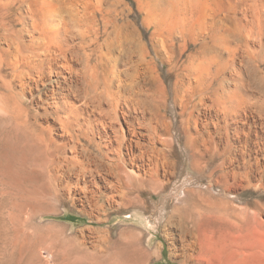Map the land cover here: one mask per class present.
Instances as JSON below:
<instances>
[{"label": "bare ground", "instance_id": "obj_1", "mask_svg": "<svg viewBox=\"0 0 264 264\" xmlns=\"http://www.w3.org/2000/svg\"><path fill=\"white\" fill-rule=\"evenodd\" d=\"M162 1L176 7L187 0H146V5L151 10L154 2ZM19 2L14 4L13 1H9V4H6L14 10H22L27 6V9L15 13L18 21H0V44L4 43L6 46L2 48L0 45V84L5 90V98L15 100L16 116L15 119L12 117V120L14 127L18 129L13 130L22 132L26 141L23 144H30L28 146L39 158H32L30 162L17 147L11 150L7 140L0 142V146L1 144L4 146L2 147L4 151L14 150L17 153L14 154L16 156L10 157L13 161L6 158L9 181L8 184L5 182V186H8V189L1 192L5 202L0 204V217L4 228L9 227V230H13V237L18 240L27 234L28 228L34 223L45 217H57L58 206L70 201L88 203L97 210L126 205L142 206L141 198L144 193L158 188L161 184L160 172L171 165L169 155L167 156L165 151L168 148L162 149L171 145L170 139L166 136L169 135L168 130L171 128L168 129L167 122H163L164 119L161 118V110L166 109L167 100L164 101L165 96L162 98L165 90L160 91L159 87L157 92L151 83L154 62L152 53L155 51L159 53L160 47L155 42L159 33L155 32L154 38L147 39L149 32L146 30L145 33L141 32L131 21L124 22L123 19L107 21L108 15L113 13L117 15L116 2L112 0H19ZM246 5L248 6L246 21L241 23L242 30L238 29L241 32L240 37L244 40L240 46L238 44L231 46L233 43L230 44V40L234 34L232 31L226 30L223 33L224 31L219 30L222 34L220 32L212 34L213 45L223 48L222 51L224 50L228 54V59H233L232 61L236 59L238 49L250 55V46L261 42L260 37L264 36V0H249L246 1ZM68 9L70 11L72 9L71 13L75 14L71 15ZM98 13L102 21H94L96 16H99ZM249 14L255 21H248ZM151 25L154 26V23L150 22L147 25L148 30ZM156 25L158 28L163 27L161 23ZM178 27L175 23H165L171 38ZM145 39L147 43L144 42ZM160 46L165 48L164 45ZM211 47L204 43V54ZM221 58L211 52L208 67H204L201 62L189 71V77L195 78L197 82L195 94H198L201 103L210 100L213 108L220 106L227 129L232 126L229 121L236 119L234 116L251 115L264 119L263 77L257 78V82L247 81L239 72V78L234 80L235 86L231 90H226L225 82L218 81V72L211 70ZM228 59H226L228 62L223 60L224 65H229ZM142 65L144 71L140 69ZM159 98H162L161 101ZM186 111L177 114V117L186 114ZM220 127L223 128L221 124ZM54 135L61 141L58 142ZM158 143L163 145L161 149L156 147ZM205 145L207 147V144ZM199 149L201 150V147ZM199 149L197 151L200 153ZM67 150L71 152V156L63 157L62 152L65 153ZM4 155L7 156L6 153ZM203 158L205 157L199 160L200 164ZM209 164H215L214 157ZM253 179L252 183L255 180ZM241 180L243 182V179ZM79 194L84 197H77ZM260 202L250 199L247 206L241 209L229 205L224 216L227 219L232 218L230 225L235 230L249 231L258 214L264 210V204ZM250 204L256 208L253 214L249 209ZM188 210L175 207L169 220L182 218V222L189 221L193 216ZM130 240L126 245L115 243L116 245L106 249L103 247L100 249L97 245L92 252L81 247L78 252L89 260L75 259L74 262L64 261L56 264H147L162 256L163 249L160 250L159 247L149 249L141 243V236H131ZM53 257V253H49L47 260L37 261V264H49L48 259Z\"/></svg>", "mask_w": 264, "mask_h": 264}, {"label": "rangeland", "instance_id": "obj_2", "mask_svg": "<svg viewBox=\"0 0 264 264\" xmlns=\"http://www.w3.org/2000/svg\"><path fill=\"white\" fill-rule=\"evenodd\" d=\"M6 1H13L14 4L20 3L19 0ZM6 1L1 0L0 3V21H14L16 20L15 13L27 9V6H24L22 10H14L6 6L8 3ZM112 1L114 3L116 2L117 15L114 13L108 15L107 21H122V19L124 22L131 21L141 32H149L147 39L149 37L154 38L156 35H154L155 32L159 33L156 36L155 42L160 47V50L159 53L156 51L153 52V60L151 59L155 62H153V71L151 73L153 78H151V83L157 92L159 90H165H163L164 95L162 98L165 96L166 99H163L164 101L167 100L165 105L166 109L161 110V118L162 120L164 119L163 122H167L166 127L168 129L171 128L170 130H173V132L171 133L168 130L169 135H166L171 141L172 148L171 145L170 147H163L159 143L156 144V147L158 149H161V147H163L162 149L168 148L165 151L167 156L169 155L171 165L160 172L159 181L161 184H159L161 187L159 185L158 188L151 189L152 191L147 190L144 193L141 198L143 202L142 206L126 205L123 207H105L103 210H97L94 207H90L88 203H82L78 200L77 202L70 201L65 205L58 206L59 217H45L41 221L36 222L37 224L34 223L28 228L29 231L27 234L18 240L13 237V230H9V227L4 228L0 217V264H37L40 261L47 260L49 253H53L54 255L52 259H48L49 264L62 263L64 261L74 262L75 259L87 261L89 259L84 258L78 252V249L81 247L84 250L92 252L94 250L93 248L97 245L100 249L102 247L106 249L116 244L126 245L129 243L131 236H141V243L149 249L156 247H159L160 250L163 249L162 256L159 259H153L147 264H264V210L258 214L257 219L249 231L246 229L235 230L230 225L232 218L227 219L224 216L229 205L232 208L237 207V209H241L247 206V201L250 199L259 200L264 204V119H259L251 115H244L242 117L239 115L234 116L236 119L229 121L232 129H227L222 108L220 106L213 108L210 100H205L204 103H201L198 94H195L197 82L195 78L189 77V71L192 70V67H196L201 62H203L201 64H204V67H208V60L211 52H213L220 58L223 56L221 58L222 61L220 59L217 65L212 66L211 70L215 73L218 72V81L220 80L219 83L222 81L225 82L226 90H231L235 86L234 80L239 78V72L243 74L247 81L256 80L255 82H257V78L261 77L264 80V36L260 37L261 42L250 46V55L244 54L243 50L238 49V55L234 61H232L233 59L229 60L228 54L224 50L222 51L223 48L215 47L212 41L214 34L219 32L222 34L219 30L224 31L223 33L229 30L236 35L233 34V38L230 40V44L233 43L231 46L235 44L240 46V43L244 40L240 37L241 32L239 30H242V24L246 21L245 15L248 10L246 1L249 0H187L184 3H180V5L178 4L176 7H172L162 1L160 3L154 2L151 10L147 7L146 0ZM68 12L71 13L72 9L71 11L68 9ZM73 13L75 14V12ZM98 20L102 21L100 14L94 19V21ZM248 21H255V19L249 14ZM150 22H153L154 26L151 25L148 30L147 25ZM169 22L179 26L176 28L172 38L169 37V32L165 28V23ZM159 23L163 26L162 28L157 27L156 24ZM226 27L228 29H224ZM216 30L218 31L215 32ZM144 42L147 43V40L145 39ZM204 43L212 46L208 48L207 55L204 54ZM0 45H2V48H6L4 43ZM160 45H164L165 48ZM254 52L255 54H253ZM253 56L255 57L253 58ZM226 59L229 60V65L223 64V60L226 62ZM140 69L144 71V65ZM227 79L228 81H226ZM215 87H217L216 82ZM3 89L0 84V139L2 138L0 142L7 140L10 144L9 146H11V150L17 147V150L25 154L28 161L30 159V162L32 158L38 159L39 157H37L36 153L28 146L30 144H23L26 141L24 140L23 134H21L22 132L13 130V128L18 129V127H14L15 125L12 120L16 116L15 100L5 98V90ZM185 110H187L186 114L177 117V114L183 113ZM220 124L223 128L220 127ZM54 137L58 142L61 141L58 136L54 135ZM201 142L203 143L201 144ZM205 144H207V147ZM202 146H204L203 150ZM2 147L4 146L1 144L0 204L5 202L2 198V193L8 189V186H5L9 181L7 177L6 158L13 161L10 157L17 155L14 150L6 152ZM200 147L201 150L199 149ZM215 147L219 151L218 149L216 151ZM198 149L200 153L197 151ZM228 149L229 151H227ZM24 150L27 151L23 152ZM229 153L231 154L229 155ZM63 155L70 157L71 152L67 150L64 153L63 151ZM212 155L216 165L209 164L211 158H213ZM202 157L205 158H203V162L200 164L199 160ZM229 159H232V161ZM19 162L21 163L22 160ZM172 167L174 168L172 169ZM246 167L247 169H245ZM205 169L207 174L205 173ZM226 177H230V180H227ZM248 177L251 179H248ZM40 179L42 180V178ZM241 179H243V182ZM252 179L254 180L253 183ZM41 180L40 183L42 182ZM159 189L163 190L160 191ZM203 194L204 199L202 200ZM205 195H209V197ZM77 197L82 198L84 195L79 194ZM212 201L213 203H211ZM199 203L201 205H198ZM249 206L248 208L252 214L255 213L256 208L252 204ZM175 207L189 209L188 213L193 217L189 221L186 220V222H182V218L169 220V216ZM214 215H218V218ZM194 220L195 222H193ZM20 246L22 247L20 248Z\"/></svg>", "mask_w": 264, "mask_h": 264}]
</instances>
